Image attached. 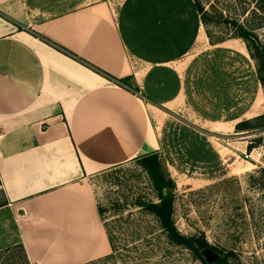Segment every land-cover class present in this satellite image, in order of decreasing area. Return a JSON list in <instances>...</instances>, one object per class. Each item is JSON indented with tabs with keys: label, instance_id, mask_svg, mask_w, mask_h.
<instances>
[{
	"label": "crops",
	"instance_id": "obj_1",
	"mask_svg": "<svg viewBox=\"0 0 264 264\" xmlns=\"http://www.w3.org/2000/svg\"><path fill=\"white\" fill-rule=\"evenodd\" d=\"M235 43L209 44L193 0H0V210L29 264L110 252L87 179L159 154L164 122L240 121L217 59Z\"/></svg>",
	"mask_w": 264,
	"mask_h": 264
},
{
	"label": "rangeland",
	"instance_id": "obj_2",
	"mask_svg": "<svg viewBox=\"0 0 264 264\" xmlns=\"http://www.w3.org/2000/svg\"><path fill=\"white\" fill-rule=\"evenodd\" d=\"M198 1L209 17V44L227 38L232 29L223 20L232 18L253 28L264 50L260 0ZM235 41L239 54H227L229 50L224 49L223 56L217 55L225 71H233V82L225 74L223 87L224 99H231L235 108L225 110L223 120L231 118L232 111L240 114V120L264 113L259 61L249 55L242 39ZM209 49L207 59L214 60L213 48ZM196 103L197 109L211 111L199 104L206 102ZM208 125L221 130L197 134L172 119L157 129L158 160L165 180L170 179L173 185L174 227L181 235L203 237L209 247L201 252V258L168 243L153 216L138 208V202L155 201L156 194L145 171L133 160L102 169L87 179L118 251L115 258L96 264H217L223 256L226 264H264V127L235 131L231 122ZM3 202L0 191V204ZM15 233L8 212L0 210V251L15 245L9 253L0 252V264H24ZM205 252L216 257L209 262Z\"/></svg>",
	"mask_w": 264,
	"mask_h": 264
},
{
	"label": "trees",
	"instance_id": "obj_3",
	"mask_svg": "<svg viewBox=\"0 0 264 264\" xmlns=\"http://www.w3.org/2000/svg\"><path fill=\"white\" fill-rule=\"evenodd\" d=\"M262 5H258V8L264 10V0H260ZM193 5L195 7L196 12L199 15V19L203 27L205 28V32L207 37H209V33L207 32L206 26L209 21V17L207 15L206 9H204L203 5L198 0H193ZM211 3H208L210 6ZM221 17V14L218 15ZM223 22L227 25L231 26L232 32L227 36V38H240L246 44L247 51L249 55L253 58H257L259 61V69L258 71L262 72V75L258 76L259 82L261 86L264 88V50L261 45L257 42L256 37L253 33V28H248L242 23H237L232 18H225ZM226 38V39H227ZM223 40V39H221ZM219 40V41H221ZM119 82H126V78L120 79ZM264 94V93H263ZM264 113L260 115H256L250 118L242 119L234 124L235 131L242 130H250L254 128H262ZM253 122H257L253 125ZM252 141L247 145V148L251 147ZM137 162V164L145 171L148 180L150 181L151 189L156 194L155 201H147V202H138L137 206L139 209L144 210L153 216L154 220L157 222V225L160 231L164 234L168 243L176 244L182 246L187 249L193 256L197 258H201L200 254L203 250L209 247L206 241L202 236H184L179 234L173 224L171 213H172V182L170 179L165 180L164 173L161 170V166L158 160L157 153L152 151L133 159ZM118 167V166H117ZM113 168V167H112ZM5 202L1 203L0 206L4 205ZM97 208V213L102 221V226L104 229V233L106 236L107 243L109 245L110 252L102 257L87 261L82 264H96L101 261H108L109 259L115 258V253L118 252L117 248L114 245L115 238L106 227L105 221L101 218V208L99 206ZM143 239V238H142ZM16 245L19 246L22 255H23V263L29 264L23 248L20 243ZM15 246V245H13ZM8 247L2 250V253H9L12 247ZM217 264H226V258L223 256L218 261Z\"/></svg>",
	"mask_w": 264,
	"mask_h": 264
},
{
	"label": "water",
	"instance_id": "obj_4",
	"mask_svg": "<svg viewBox=\"0 0 264 264\" xmlns=\"http://www.w3.org/2000/svg\"><path fill=\"white\" fill-rule=\"evenodd\" d=\"M205 256L207 257V260L210 262L212 259H214L216 257V255H208L206 252H205Z\"/></svg>",
	"mask_w": 264,
	"mask_h": 264
}]
</instances>
